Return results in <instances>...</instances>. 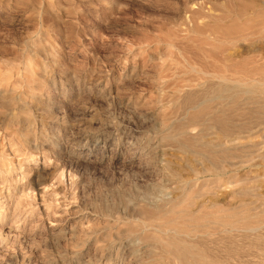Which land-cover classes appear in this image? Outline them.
Returning <instances> with one entry per match:
<instances>
[{
	"label": "rangeland",
	"instance_id": "obj_1",
	"mask_svg": "<svg viewBox=\"0 0 264 264\" xmlns=\"http://www.w3.org/2000/svg\"><path fill=\"white\" fill-rule=\"evenodd\" d=\"M256 21L264 0H0V264H176L184 240L264 264V94L196 108L212 61L264 81Z\"/></svg>",
	"mask_w": 264,
	"mask_h": 264
},
{
	"label": "bare ground",
	"instance_id": "obj_2",
	"mask_svg": "<svg viewBox=\"0 0 264 264\" xmlns=\"http://www.w3.org/2000/svg\"><path fill=\"white\" fill-rule=\"evenodd\" d=\"M234 10V9H233ZM237 10V9H236ZM242 10V9H241ZM245 12L248 13L247 8L245 9ZM242 10V13H245ZM251 12H249L250 14ZM238 14V13H237ZM236 14V15H237ZM248 14V16H249ZM253 15V13H251ZM240 15H241V11H240ZM244 15V14H243ZM246 15V14H245ZM247 16V15H246ZM247 16V17H248ZM255 16V15H254ZM259 16V14H258ZM245 17V16H244ZM243 17V18H244ZM256 17V16H255ZM254 17V20L256 19ZM246 18V17H245ZM253 19V17H251ZM249 19V21H251L252 19ZM248 19V18H247ZM257 23V21H256ZM238 25V24H237ZM255 25V24H254ZM259 25V26H258ZM242 26V25H241ZM252 26V24H251ZM257 26L259 28L258 31L263 32L264 31V22H260L257 23ZM239 27V26H238ZM254 27V26H253ZM241 28V27H240ZM256 28V25H255ZM253 28V29H255ZM237 29V28H236ZM252 29V30H253ZM251 30V29H250ZM236 31V30H235ZM258 31H256L257 33H259ZM231 33V32H230ZM256 33V34H257ZM233 35L234 38V42L237 43V45L241 44V45H245L248 40H250V32L247 31V29H239L237 31V33ZM253 35V33H252ZM255 36V33H254ZM252 38V37H251ZM227 41V40H226ZM230 42V41H229ZM251 43V42H249ZM250 48V47H249ZM214 56V55H213ZM235 62V61H234ZM209 65V64H208ZM248 65V64H247ZM249 66V65H248ZM246 67L245 68H240L233 65L232 62L229 59H225L223 61L220 62H213L212 61V73L211 76L212 78L215 80V92H213L210 98H203L202 100H198L199 102H195L196 103V108H199L201 106H204L206 103L210 102V101H230V102H234L236 100L237 97H240L242 95H254L257 94H264V81L262 80H256L253 78L254 76V68L252 67ZM251 66V65H250ZM211 72V71H210ZM256 72V71H255ZM208 75V74H207ZM211 79V78H210ZM214 87V86H213ZM212 89V88H211ZM188 90V89H186ZM210 92V91H209ZM206 95V94H205ZM196 96V95H195ZM205 97V96H204ZM253 99V98H252ZM262 99V98H261ZM239 100V99H238ZM223 102V103H224ZM194 103V104H195ZM228 103V102H227ZM236 103V102H235ZM264 103V102H263ZM230 104V103H229ZM216 105V104H215ZM214 105V106H215ZM221 104H219L220 106ZM205 107V106H204ZM209 107V106H208ZM204 109V108H203ZM214 109V108H213ZM212 109V110H213ZM222 109V108H221ZM196 110V109H195ZM217 110V109H216ZM214 110V111H216ZM206 111V110H205ZM211 112V111H210ZM207 113V112H206ZM221 113V112H219ZM209 114V113H208ZM217 114V113H216ZM214 115V114H213ZM212 115V116H213ZM208 116V115H207ZM214 121V120H213ZM223 121V120H222ZM217 122V121H216ZM227 122V121H225ZM220 123H222L220 121ZM229 123V122H228ZM223 125V124H222ZM226 125V124H225ZM228 126V124H227ZM226 128V126H225ZM224 129V128H223ZM252 129V128H251ZM249 130L246 131L245 133H242V135H247L250 136L251 134H253V131L255 130ZM243 132V131H242ZM235 135V134H234ZM237 135V134H236ZM239 135V134H238ZM240 136V135H239ZM230 137V136H229ZM241 137V136H240ZM227 138V137H225ZM168 139V138H167ZM239 138H228L227 141L223 144L225 145V147H235L239 145ZM245 140V139H244ZM222 145V144H221ZM220 143H217L215 145L212 146V149H216L218 150V148L220 149L221 147ZM224 147V146H223ZM236 148V147H235ZM226 149V148H225ZM212 152V151H211ZM216 154V152H215ZM251 154V153H250ZM217 161V160H216ZM250 162V161H249ZM229 164V163H228ZM247 164V163H246ZM239 165V164H238ZM216 169V168H215ZM224 172V171H223ZM221 220V219H220ZM211 223V222H210ZM214 223H217L216 221H214ZM221 224L222 227L226 230V231H232L233 229V225L232 224H225L224 222H220L218 223V225ZM222 228V229H223ZM249 228V227H248ZM223 229V230H224ZM244 229V228H243ZM246 229V228H245ZM252 229V228H251ZM183 230V229H182ZM190 230V229H189ZM210 230V229H209ZM168 231V230H166ZM173 231V230H171ZM184 231V230H183ZM242 231V230H241ZM162 232V231H161ZM165 232V231H164ZM174 232V231H173ZM176 232H178V230H176ZM175 232V233H176ZM186 232V231H184ZM160 233V232H159ZM182 233V232H181ZM205 233V232H204ZM207 233V232H206ZM165 234V233H164ZM178 233H176L177 235ZM180 235V234H179ZM179 235H177L179 237ZM162 236V235H161ZM188 233L184 235L182 234V237L189 239ZM180 240V239H179ZM178 240V241H179ZM181 241V240H180ZM164 243V242H163ZM162 244V242H161ZM168 244V243H167ZM170 244V243H169ZM176 244V245H175ZM165 248L161 246V249ZM166 248H168L169 250L166 249V252L169 253L171 255V257L174 259V261H176V264H233L231 259H220L217 257H213V256H209V255H205L203 253H199L200 251L197 249V246H193V245H186L185 244V240L184 242H173L170 245H166ZM202 252V251H201ZM167 255V254H166ZM171 259V258H170ZM234 260V259H233ZM173 262V260H172ZM245 262V261H244ZM175 264V262H173Z\"/></svg>",
	"mask_w": 264,
	"mask_h": 264
}]
</instances>
